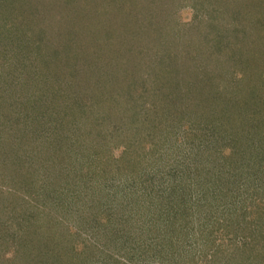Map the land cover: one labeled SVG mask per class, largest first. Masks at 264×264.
I'll return each mask as SVG.
<instances>
[{
  "label": "trees",
  "instance_id": "obj_1",
  "mask_svg": "<svg viewBox=\"0 0 264 264\" xmlns=\"http://www.w3.org/2000/svg\"><path fill=\"white\" fill-rule=\"evenodd\" d=\"M126 1L94 7L99 23L76 33L64 30V18L47 22L50 12H64L53 0L42 14L41 2L0 0V264H264V178L242 188L246 202L229 194L249 167L264 173V0H214L219 7L191 20L205 19L211 31L220 7L243 14L241 33L231 35L240 44L222 46L224 67L213 70L204 68L209 57L179 60L173 47L155 43V58L152 48L133 56L126 42L137 41L139 25L147 29L145 0H129L144 13L126 18L134 25L124 40L104 44L106 28L130 9ZM185 62L200 77L211 73L200 82L215 83L198 87L202 102L210 95L192 111L200 118L173 113L193 72ZM113 105L123 116L117 122ZM225 116L234 124L216 131ZM178 120L194 126L183 154L176 153L185 138ZM207 208L217 209L218 222H205Z\"/></svg>",
  "mask_w": 264,
  "mask_h": 264
},
{
  "label": "rangeland",
  "instance_id": "obj_2",
  "mask_svg": "<svg viewBox=\"0 0 264 264\" xmlns=\"http://www.w3.org/2000/svg\"><path fill=\"white\" fill-rule=\"evenodd\" d=\"M34 1H38L39 3L41 2L40 7L42 6V8H40V12L41 14L43 13L44 10L50 11V7L51 5L48 4L49 0H34ZM54 4H55V10L59 11H63L61 13H53L50 12L53 16H51L50 20L47 21L48 23L52 24L55 22H60V24H62V18L63 19V26H64V30L67 31H72L74 29V31L78 32L80 29V26H83L82 29H85L83 31H87V29H89V24L92 23H99V15L93 12L94 11V7L97 6V11H99L100 8L104 9L105 5H107L109 0H53ZM70 1V3H66ZM132 2V0H131ZM145 2V4H144ZM110 3L116 4L117 7L120 4H124V2H121V0H113ZM108 3V4H110ZM126 6H129L130 9H126V11H123V13L120 15V17L118 19H120L119 21L115 22L111 27L106 28V30H108V37H103V43L104 44H113L114 41L112 38H118L119 40H124V30H130V28L133 27L134 22L132 23L131 19L133 18V12L136 10V14L137 13H141L143 12L141 7L139 9L138 7V3H134V4H130L129 0L126 1ZM142 5L143 7H145L147 12H143V21H141V25H144L147 27V29L145 28V31H140V25L138 23H136L137 25H139L137 27V31L138 34L136 36L137 41L134 42L133 47L129 42H126V45L128 47H130V49H133L132 54H134L133 56H137L139 51H142L146 54H150V50L152 48V45H154L155 43V47H159V48H168L171 46V48L173 47V50H170L168 52H173L176 56H178V59L180 60V57L182 58V56L184 57V59H186L188 56L194 55L193 58H188V60L190 61L191 59H197L199 57H206L208 60L209 57V61L208 63H206L204 68H208L209 65H214L213 68L210 67L211 70L216 69L219 67V65H223L221 64L222 60L220 58H218V54H222L223 55V51H222V46L227 45L225 48L228 50H231L232 47L234 48V46L239 45L240 43L235 41L233 42V38L234 37V33L235 34H240L241 33V28L243 25V14L241 13V11L237 10L236 7H231L230 9H228L227 6H222L219 8V11L221 12L220 9L223 8L222 13H224V15L222 14V16H215L217 17L215 19V21L213 22L214 26H219L218 29H221L220 32H218V29H214L209 31V29L207 30L206 27L207 25H209L210 23L207 22L205 19L200 18L195 20L194 22H192L191 20L197 15L199 14L200 9H204L206 13H208V9H214L212 6L214 5L215 7H219V2H214V0H145L143 1ZM254 4H251V8H254ZM116 9V8H115ZM218 10V9H217ZM216 10V11H217ZM111 11V10H110ZM259 11V10H258ZM115 12V11H114ZM111 12V13H114ZM84 13L86 14V16L83 18ZM214 13V12H211ZM135 14V15H136ZM59 16V18L57 19L55 16ZM219 15V13H218ZM131 16V19H126L127 17ZM107 17L106 19L110 20L108 18V16H104ZM122 17V19H121ZM135 17V16H134ZM220 17L224 18L222 21L223 27L221 26V22H220ZM227 18L226 21V29L224 26V22L225 19ZM112 19V18H111ZM84 20V22H82ZM134 20V19H133ZM65 22V23H64ZM110 23V21L108 22V24ZM35 24V23H34ZM46 24V23H45ZM107 23H105L104 25H106ZM212 24V23H211ZM210 24V25H211ZM103 25V26H104ZM73 28V29H72ZM223 29V30H222ZM99 29H97L98 31ZM241 30V31H240ZM134 32V30H132ZM76 32V33H77ZM218 32V33H217ZM94 33V31H91L87 34L90 35V37H92V34ZM101 33V34H100ZM130 32H128L129 34ZM204 33V35H203ZM243 33V32H242ZM38 34V33H37ZM104 34V32H98L97 36H99V38L101 39V36ZM232 35V36H231ZM81 38V35L77 36V38ZM30 38H34L33 36H30ZM133 39V38H132ZM141 39V40H138ZM81 40V39H80ZM117 40V39H115ZM131 40V39H129ZM135 41V40H134ZM81 42V41H79ZM99 43H101L98 40ZM233 42V43H232ZM176 44V45H175ZM84 46V44H83ZM82 48V46H81ZM154 53L152 54L151 57H156L157 56V48H152ZM170 49V48H169ZM188 52V53H186ZM215 56L218 59V63L217 60L214 58V61H211V57ZM251 56V54H250ZM248 54H244L243 55V59L247 58ZM228 60L231 61V59L227 56L226 57ZM216 60V61H215ZM215 62V63H214ZM27 65L25 67L20 66V70H22V72H26L28 69V66L30 67L29 62H25ZM182 65V64H180ZM185 67H187L189 65L188 62H185L183 64ZM24 66V65H23ZM182 68V66H180ZM189 67L191 68V66L189 65ZM215 67V68H214ZM224 67V65L222 66ZM71 68V67H70ZM192 70V68H191ZM193 71V70H192ZM21 73V72H19ZM193 74V79H191ZM192 74H190L189 76H187V90L186 88L184 89L183 86L182 87V91H181V97L179 98V101L177 102V98H176V108H174L173 113L175 112V109L179 112V111H184L182 113L183 114H188V112L191 113L192 117H196L198 114L192 112L197 111L198 108H200L198 106V104H200V102H202L200 96H203L202 93L200 92V90L198 89V87H203L205 90H207V86L213 85L215 84L213 80H208V78H206L204 81L200 82L202 80V78L204 76H209V74L211 73H203V75L200 77L195 71L192 72ZM189 82L191 83V86L189 88L192 89V92H189L188 90V86H189ZM233 90V89H230ZM189 93V97H188V101H186V94ZM191 93V94H190ZM175 95V93H173ZM178 94V93H177ZM206 96V95H204ZM210 95L206 96L203 99L202 103H205V105L207 106L209 104V98ZM200 98V99H199ZM158 102H165V100H156ZM157 102L156 107H155V112L160 115L162 114V111L160 109L159 106H161L159 103ZM167 103H170L172 105H174L171 101H167ZM175 106V105H174ZM133 110L131 105L126 106V110ZM193 109V110H192ZM117 109L114 107V105L110 108V115H111V120L114 122H117V120H119V116L121 118L122 115L117 114ZM168 114L170 115V111L168 112ZM163 115V114H162ZM179 115V114H177ZM180 115V118L181 116ZM228 115V114H227ZM123 117V116H122ZM129 117H132L129 116ZM198 117V116H197ZM209 117V116H208ZM164 118V116H163ZM200 118V117H198ZM225 116V119H222L221 122H216V131L221 127H226V125L224 124L227 120H231L232 116ZM135 120V119H133ZM213 120V119H212ZM221 120V119H219ZM82 121V120H80ZM79 121V122H80ZM180 123H183L184 125L181 127V131L183 133V136H185V138L183 139V141L180 142L179 147L176 150L177 154H183V149L181 148H185V146H182L181 143L185 142L187 144H189L192 141L191 136L187 137L186 134H191V131L193 130L194 126H189V122L190 121H182V120H178ZM239 120L235 121L238 122ZM113 122V123H114ZM232 124H234V121H230ZM83 124L85 122H82ZM200 123H203L202 121ZM209 124V122H208ZM207 122L203 123V125H208ZM187 126V127H185ZM209 126H206V128ZM239 128V127H238ZM222 129V128H221ZM237 128H228V130H236ZM170 131L172 132V134L175 136V140L178 139L176 137V131H173V128L170 129ZM199 133V132H198ZM217 138H219V136H217V134H211V136H209V139L204 140L205 144H211L214 140H216ZM206 139V138H205ZM179 140V139H178ZM177 140V142H178ZM204 144V145H205ZM181 146V147H180ZM178 150L180 152H178ZM185 151V150H184ZM174 156V155H173ZM164 159V158H163ZM165 161V160H164ZM165 163H167L165 161ZM185 165V164H184ZM184 171H186V167H183ZM248 173L246 174L245 177L241 176L240 178L237 179L236 181V186L238 187L236 190L235 187L233 189H235L233 192L232 190L229 192V194H231L232 196H236V200L239 202H246L245 199H247V195H243L242 194V188H247L246 184H251L252 180L256 177H260V178H264V173H259L256 174V172L258 171V169L256 167H253L251 169V167L248 168ZM258 177V178H259ZM251 186V185H250ZM248 196H249V200H253L254 198L257 197V189L254 187H250L249 192H248ZM253 193V194H252ZM248 200V201H249ZM231 202V200L226 197V200L224 202V208L226 207V205H228ZM247 204V203H246ZM207 207V206H206ZM208 209V208H207ZM222 209V208H220ZM217 210V209H216ZM214 212V210L209 211V209L207 210V217L205 219V222L210 223V222H218V217H219V212L216 211ZM221 211V210H220ZM224 212V210L222 209V213ZM245 215V213L248 214V208L247 206L242 207L241 212L237 213V217H238V222L241 224L242 221V216ZM81 238H79V240H81ZM225 250V249H224ZM226 251V250H225ZM204 264V263H202Z\"/></svg>",
  "mask_w": 264,
  "mask_h": 264
}]
</instances>
